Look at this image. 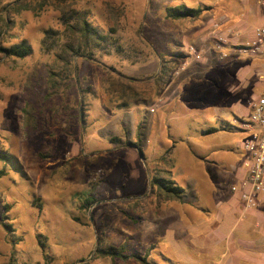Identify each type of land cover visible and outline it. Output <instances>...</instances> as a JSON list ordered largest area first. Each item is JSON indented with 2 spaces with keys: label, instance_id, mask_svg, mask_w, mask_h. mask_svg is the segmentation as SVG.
<instances>
[{
  "label": "rangeland",
  "instance_id": "374dc122",
  "mask_svg": "<svg viewBox=\"0 0 264 264\" xmlns=\"http://www.w3.org/2000/svg\"><path fill=\"white\" fill-rule=\"evenodd\" d=\"M258 1L0 0V46L32 49L24 59L0 54V150L12 153L0 180V264H112L96 258L100 240L141 256L151 248L152 264H253V247L237 245L250 214L241 215L231 188L243 186L245 124L264 96V52L243 46L264 26ZM182 4L202 17L169 20L166 9ZM86 11L95 27L117 30L124 51L94 62L76 57V73L53 92L49 72L71 40L66 19ZM220 36H230L224 46ZM191 46L200 59L190 58ZM223 126L230 132L202 139ZM176 135L194 151L217 142L199 157L225 178L190 186L196 170L179 166L180 151L169 155ZM155 177L184 186L185 202L161 201L151 192ZM176 203L187 214L158 207ZM9 218L14 236L2 225Z\"/></svg>",
  "mask_w": 264,
  "mask_h": 264
},
{
  "label": "trees",
  "instance_id": "16d2710c",
  "mask_svg": "<svg viewBox=\"0 0 264 264\" xmlns=\"http://www.w3.org/2000/svg\"><path fill=\"white\" fill-rule=\"evenodd\" d=\"M201 9H194L190 6H185L184 4L175 6L173 8L166 9V15L169 20L173 21H183L190 19H198L201 15ZM90 12H83L79 17L75 18L73 22L72 19H66L67 28L70 32V41H67L62 46V52L58 54L57 63L61 66H57V70H51L49 72V83L50 89L54 92L59 90L65 83L68 85V75L76 73L74 66V59L76 57H81L83 59L91 60V62L97 61L100 56L110 55L111 49H114L118 54L123 53V46L119 45V41L116 37L117 30L110 29L108 33L100 30L99 28L92 25L88 17ZM49 43V44H48ZM45 46L46 49L50 50L52 48V43L48 42ZM32 53V49L29 46L19 45L12 46L10 48H3L0 46V54L6 58H17L24 59ZM178 54L177 51L174 52ZM164 53H159L160 60L163 61ZM176 57L178 55H175ZM165 68L166 66L163 65ZM168 74V73H167ZM61 78V80H58ZM52 94V92H51ZM213 131H209L207 134ZM118 141V140H115ZM136 144V148H140V144L128 142V145L132 146ZM142 152V151H141ZM12 153L10 151L0 150V161L3 162V169L0 171V180L6 175L7 164L11 163ZM151 192L157 193L161 201H180L183 202L184 191L176 184L162 177H155L151 182ZM95 203L94 195L86 199L84 208L89 209L92 204ZM10 205H6L5 209L7 214L5 217H9L11 210ZM9 218L8 222L2 221L3 227L6 231L14 236L16 230L13 228L12 223ZM42 248L45 245L41 244ZM49 257L48 254H45ZM97 259H109L115 262L117 259L126 262L129 259H134L140 264H150L148 262V256H141L139 253H130L127 245L121 244L119 246L105 245L103 241H99L97 245Z\"/></svg>",
  "mask_w": 264,
  "mask_h": 264
},
{
  "label": "crops",
  "instance_id": "0c3cea01",
  "mask_svg": "<svg viewBox=\"0 0 264 264\" xmlns=\"http://www.w3.org/2000/svg\"><path fill=\"white\" fill-rule=\"evenodd\" d=\"M194 49L196 52H189V55H190V58L192 59H200L202 56L200 54V52L195 49L194 46H191V50ZM189 57V56H188ZM209 131H213L209 134H207ZM227 132H230V130L228 128H224V126L222 128H214V127H210L207 131H204L201 135L202 139L205 138H210V137H213L215 138L214 140H216L217 136L219 135H222V134H225ZM171 138H173V141L176 142L175 145L171 146L173 147L171 153H169L170 155V158L173 159L174 157H176V155L178 154L177 151H180L182 154V162L181 164H179V166L181 168H186V171L188 172V169H191L193 171L196 170V172H192L190 175L188 173V176L186 177L185 180L191 182L190 186H192V182H196V184H198L200 186V184L202 183H208L210 182L209 180H211L210 178L212 176L214 177H218V178H221L222 180L225 178V174L222 173V172H218L217 168L215 167H212L211 165L209 164H205L206 162H210L209 160L207 161V159H204L203 157H199V156H202L204 155L203 153H205L206 151H210V150H214V145L217 144V142H213L215 143L213 146H206V148H204L203 146L201 147L200 146V143L198 144V148H200L201 150L202 149H206V151L204 152H200L198 150L194 151L192 147H189L188 145L190 144L189 140H185V139H182V138H179V136L177 137L176 136H171ZM169 144H171V141L169 142ZM183 146V148H182ZM218 146V144L216 145ZM167 147V145H166ZM180 148V149H179ZM182 149V150H181ZM167 152V151H165ZM197 152H200L199 154ZM197 153V154H196ZM169 158V159H170ZM205 162V163H204ZM214 163V162H213ZM215 166H217L218 164H213ZM177 169H179V167H177ZM231 170L232 171H235L236 170V165L235 164H231ZM206 172V174H205ZM244 181V177H242ZM176 184V183H175ZM180 187V186H179ZM184 186L180 187V189H182L184 191V194H183V198H184V195H185V189L183 188ZM168 202V204L170 202L172 203H175V202H179L180 201H166ZM185 202V198H184V201L181 202L180 204L184 203ZM239 201H236V200H233V201H228V203L231 205L230 207L232 208L233 205L237 206L236 204H238ZM259 206L256 208V209H250V210H247V211H244V205L242 207V212H241V215L243 216L244 214H250V219H251V222L249 225L245 226L243 231L240 233V237L237 241V245L242 247V248H251L253 247L255 253L257 255H259V257H254L253 259V264H264V259L260 256L264 255V197L262 198H259ZM239 205V204H238ZM161 211H166L167 213L170 214V216L172 215H185L187 214V210H184L183 208L181 209L180 208V205L176 203V205L173 207V210H171L172 208H169L168 206H164V204H160L158 206ZM157 207V208H158ZM171 210V211H170ZM176 210V211H175ZM150 211H154V209L152 208ZM148 211V213L150 212ZM169 211V212H168ZM189 213V212H188ZM228 215L230 213L229 210H227L226 212ZM147 218H150L151 220L155 221V222H159L155 217L154 215H151L150 217H147ZM233 229L234 227L231 228V230L229 231L228 233V236L226 239V241L228 242V244L232 243V240L229 239V237L231 236L232 232H233ZM144 256H148L149 260L151 258V248L147 249V252H145ZM119 259H117L115 262H112V264H116L117 261ZM148 260V262L150 264H152L150 261ZM121 261V260H120Z\"/></svg>",
  "mask_w": 264,
  "mask_h": 264
},
{
  "label": "built area",
  "instance_id": "2783aa9c",
  "mask_svg": "<svg viewBox=\"0 0 264 264\" xmlns=\"http://www.w3.org/2000/svg\"><path fill=\"white\" fill-rule=\"evenodd\" d=\"M258 2L259 5L264 6V0ZM221 24H216L215 28L220 29ZM253 31V40L243 45L244 50L252 54H262L264 52V26H258ZM229 38L220 36L218 42L224 46ZM250 106V122L245 124L248 136L243 151L245 178L242 187L231 188L232 192L241 195L244 211L256 209L260 204L259 198L264 197V96L259 99L255 98Z\"/></svg>",
  "mask_w": 264,
  "mask_h": 264
}]
</instances>
